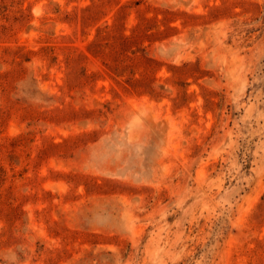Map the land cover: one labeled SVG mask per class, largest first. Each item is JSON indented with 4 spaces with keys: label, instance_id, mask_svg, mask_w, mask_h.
Instances as JSON below:
<instances>
[{
    "label": "rangeland",
    "instance_id": "obj_1",
    "mask_svg": "<svg viewBox=\"0 0 264 264\" xmlns=\"http://www.w3.org/2000/svg\"><path fill=\"white\" fill-rule=\"evenodd\" d=\"M0 264H264V0H0Z\"/></svg>",
    "mask_w": 264,
    "mask_h": 264
}]
</instances>
